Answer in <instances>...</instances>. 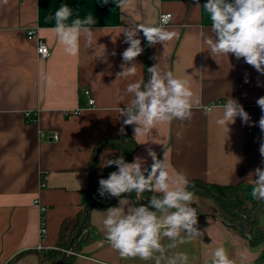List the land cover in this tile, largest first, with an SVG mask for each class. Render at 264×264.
Wrapping results in <instances>:
<instances>
[{"label": "crops", "instance_id": "crops-1", "mask_svg": "<svg viewBox=\"0 0 264 264\" xmlns=\"http://www.w3.org/2000/svg\"><path fill=\"white\" fill-rule=\"evenodd\" d=\"M199 3L201 7L195 8L194 0H130L121 9L115 0H7L6 4L0 0V264L23 251L55 247L63 223L68 236L75 229L87 201L95 147L105 137L122 134V128L126 131V117L115 109L124 108L131 99L124 96L120 100L129 83L145 81L147 65L160 63L161 70L187 79L200 104L193 108L190 120L159 124L148 136L140 137L143 144H138L133 159L127 162L140 157L150 169L153 161L148 149H152L159 159L167 157L170 171L183 172L190 182H242L252 187L249 173L264 167L259 152L264 133L258 126L262 112L256 103L264 96V75L233 54L216 60L211 56L201 38V31L212 35L211 20L203 9L206 0ZM62 4L72 9L70 20L92 15L96 21L91 26L93 31L98 29L93 45L86 46L82 39L77 56L67 55L49 31ZM163 11L172 12V22L165 27L178 32V38L167 44L164 53L162 44L149 46L141 31L138 38L144 50L136 58V74L117 79L124 63L122 53L129 46L119 28L131 23L159 26ZM30 29L47 42V57L37 53V39L28 37ZM99 45L105 47L106 61L97 57L103 50ZM49 76L52 86L47 83ZM85 89L91 90L94 106L88 105ZM229 96L252 115V126L239 117L228 126L229 131L215 123ZM219 99L224 103L216 105ZM209 105H214V111L206 114ZM75 110L76 114L70 112ZM29 112L34 121L27 118ZM134 127L130 125L133 137ZM106 159L104 152L98 172L103 171ZM195 196L197 205L192 207L197 208V227L204 235L167 255L184 252L189 264H212L214 250L224 247L236 264H240L241 253L247 255L245 264H259L264 242L252 243L246 231L219 215V206L212 199ZM134 204L129 199L126 207ZM40 206L46 208L44 212ZM115 206L119 200L91 208L93 238L82 247L77 264H155L154 260L123 259L107 242L102 220L106 210ZM261 216L259 226L264 231ZM162 242L169 243L167 239ZM36 251L25 252L11 264H39Z\"/></svg>", "mask_w": 264, "mask_h": 264}, {"label": "clouds", "instance_id": "clouds-1", "mask_svg": "<svg viewBox=\"0 0 264 264\" xmlns=\"http://www.w3.org/2000/svg\"><path fill=\"white\" fill-rule=\"evenodd\" d=\"M3 3L6 4L7 0H3ZM104 3H108V0H104ZM115 3L117 7L125 9L130 0H115ZM194 7H201L199 0H194ZM203 9L211 20L212 35H205L201 31V38L211 56L215 59L217 56L228 57L233 54L237 60L243 58L264 75V0H206ZM72 16V9L62 4L54 13L55 26L49 31L55 34L67 55L77 56L81 40L91 47L98 29L93 31L91 27L96 23L92 15L70 20ZM171 19V14H165L159 26L131 23L129 27L119 28V34H124V42L129 46L122 53L124 63L121 64L122 71L117 74V79L136 74L138 65L135 61L144 50L138 38L141 31L149 46L162 44L164 53L167 52V44L179 36L178 32L165 27ZM99 46L103 50L97 52V57L106 61L105 47ZM147 71L150 74L147 82L139 79L129 83L120 100L123 102L124 96H131V99L124 103V108L115 109L120 116L126 117L123 120L125 125H135L133 138L137 144H143L139 138L148 136L159 124L190 120L193 108L200 104L187 79L178 77L172 71L161 70L160 63L149 67ZM47 83L53 85L51 76L47 77ZM256 103L262 112L258 126L264 133V96L258 98ZM213 111L209 107L206 114ZM237 117L241 118L242 123L252 126L250 115L238 100L229 96L221 106L215 123L229 131L228 126L234 124ZM153 142L157 143L155 140ZM259 152L264 158V142H261ZM148 156L153 161L150 169L145 167L146 161L140 157L129 163L119 156L102 164V167L115 165L117 170L111 172L108 178L99 180V194L102 197L109 195L120 198L119 206L108 208L102 220L105 238L123 259L154 260L155 264H161L162 261L163 264H189L186 253H167L180 244L204 235L197 227V208L192 207L193 204L197 205V197L193 191L187 190L191 182L183 172L170 171L165 155L159 159L155 151L148 149ZM249 179L252 184L251 196L264 201V167H257L250 172ZM145 192L153 193L149 204L137 206L136 202L142 200ZM132 193L136 194L135 204L126 207L129 199L123 194ZM165 239L169 243L164 244L162 241ZM246 261L247 255L241 253L240 264ZM212 264H236V260L229 257L224 247H217L212 254Z\"/></svg>", "mask_w": 264, "mask_h": 264}, {"label": "trees", "instance_id": "trees-1", "mask_svg": "<svg viewBox=\"0 0 264 264\" xmlns=\"http://www.w3.org/2000/svg\"><path fill=\"white\" fill-rule=\"evenodd\" d=\"M148 65L145 70V82L148 79ZM138 147L137 141L133 138L130 130V125H126V131L117 136L105 137L95 147L93 160L89 169V187L87 189V201L93 200L97 202H108L110 200L109 195L101 196L99 194V180L101 178H108L109 174L117 170L115 165L104 167L102 172H98V165L101 160V156L104 152H107V159H115L119 156H123L124 160L131 161L134 157V153ZM201 182V181H192ZM203 183L206 188L200 186H192L188 190L193 191L194 194L201 196L203 199L210 198L219 206V215L222 216L232 226L239 227V222L245 217L243 214L249 216L247 222L248 232L246 236L251 240L252 243L264 242V231L259 226V218L264 212V201H258L251 196L250 186L239 182L235 184H218V183ZM153 193H143L142 200L137 201V206L148 205L149 199ZM158 195V194H157ZM123 196L132 199L135 203V193L123 194ZM120 198L115 197L113 203H116ZM86 201V202H87ZM93 207L103 208V205H92L88 208L87 220L83 224L82 230L79 235L75 238L71 252L67 255L65 260L61 264H77L78 255L80 254L84 244L90 242L93 238V232L90 226V210ZM84 209V207H83ZM83 209L79 212L77 218V224L75 229L68 236L65 223H63L59 240L57 245L53 248L36 251L28 250L17 254L7 264H11L22 254L29 251H36L39 257V264L52 263L61 258L64 249L68 246L70 239L76 233L78 227L81 225L83 218ZM153 210V209H151Z\"/></svg>", "mask_w": 264, "mask_h": 264}, {"label": "built area", "instance_id": "built-area-1", "mask_svg": "<svg viewBox=\"0 0 264 264\" xmlns=\"http://www.w3.org/2000/svg\"><path fill=\"white\" fill-rule=\"evenodd\" d=\"M165 14H171L172 19H173V14H172V12H169V11H163V12H161V13L159 14V17H158V25H160L161 17H162L163 15H165ZM172 19H171V21L169 22V24H171ZM169 24H168V25H169ZM28 37L31 38V39H32V38L37 39L36 50H37V53H38L41 57H47V56L49 55V51H50V49H49V46H48L47 42L44 41L43 39L39 38V37L37 36L36 31H35L34 29H30V30L28 31ZM84 92H85L86 96L88 97V100H87V101H88V105H89V106H94V105L96 104V101H95V98L93 97V95H92V93H91V90H90V89H85ZM223 103H224V102H223L221 99H219V100L217 101V104H216V105H221V104H223ZM209 107L213 108L214 105H209L208 108H209ZM70 112H73L74 114L77 113L76 110H75V111H70ZM26 115H27V118H29L31 121H34V120H35V118H34L33 116H31V113H30V112L27 113ZM249 115H250V117H252V115H251L250 113H249ZM54 138H55V139H58V138H59L58 133H55V134H54ZM37 204H39L38 201H37ZM40 209H41L42 212H44L46 208H45L44 206H40ZM44 232H45V225H44V218H43V219L41 220V233L44 234ZM259 264H264V254H263V257H262L261 261L259 262Z\"/></svg>", "mask_w": 264, "mask_h": 264}, {"label": "water", "instance_id": "water-1", "mask_svg": "<svg viewBox=\"0 0 264 264\" xmlns=\"http://www.w3.org/2000/svg\"><path fill=\"white\" fill-rule=\"evenodd\" d=\"M192 186H200V187H203V188H206V186L201 183V182H194L192 184H190L188 186V189L191 188ZM187 189V190H188ZM135 197H136V194H135ZM115 200V197H112L110 196V200L108 202H97V201H93V200H89L85 203L84 205V209H83V218H82V222H81V225L78 227L76 233L73 235V237L70 239L69 243H68V246L64 249L63 251V254L61 256V258H59L58 260L52 262V263H46V264H61L65 258L67 257V255L71 252V249H72V245H73V242L75 240V238L79 235V233L81 232L82 230V227H83V224L86 222L87 220V213H88V208L89 206H92V205H103V206H109L111 204H113ZM244 215V219L242 221L239 222V227L241 229H243L244 231L248 232V229H247V222H248V219H249V216L247 214H243Z\"/></svg>", "mask_w": 264, "mask_h": 264}, {"label": "rangeland", "instance_id": "rangeland-1", "mask_svg": "<svg viewBox=\"0 0 264 264\" xmlns=\"http://www.w3.org/2000/svg\"><path fill=\"white\" fill-rule=\"evenodd\" d=\"M261 224L264 226V212L263 215L261 216Z\"/></svg>", "mask_w": 264, "mask_h": 264}]
</instances>
